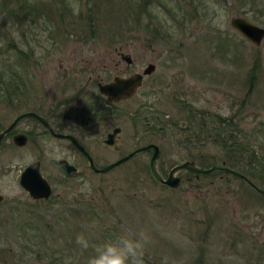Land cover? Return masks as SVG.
Masks as SVG:
<instances>
[{
  "label": "rangeland",
  "instance_id": "374dc122",
  "mask_svg": "<svg viewBox=\"0 0 264 264\" xmlns=\"http://www.w3.org/2000/svg\"><path fill=\"white\" fill-rule=\"evenodd\" d=\"M144 1L0 0V63L4 58L14 61L25 87L16 101H0V125L30 106L42 112L53 106L57 109L51 119L65 130L76 116L83 120L107 102L90 87L88 98L76 103H84L79 109L73 107L76 101L66 109L57 107L86 77L139 72L151 62L154 70L120 103L127 111L118 119L121 130L113 145L102 142L104 126L96 120L75 130L97 166L147 142L159 146L156 166L162 176L183 160L208 166L217 162L212 155L224 151L203 134L184 136L145 126L136 114L174 119L182 126L191 110L207 118L233 116L240 137L261 145V152L264 37L254 45L229 19L241 15L264 26V0H146V7L140 4ZM118 46L130 55V64L116 55ZM17 128L28 134L25 144L16 146L8 136L0 143V264H49L56 257L52 250L59 255L53 264H68L79 254L73 249L76 237L87 231L81 221L70 223L69 230L56 222L55 230L40 238L41 231L17 227L10 206L17 199L22 213L34 201L18 181L34 159L51 186L49 198L38 202L47 216L63 207L81 208L90 197L103 211L102 223L117 225L118 232L100 237L101 243L117 238L116 233L150 231L153 242L144 252V264H264V194L232 174L180 170L179 184L169 187L150 177L151 149L94 173L76 149L43 132L31 118L22 119ZM60 157L76 165L77 172L65 176L56 162ZM252 180L264 187L260 178Z\"/></svg>",
  "mask_w": 264,
  "mask_h": 264
},
{
  "label": "trees",
  "instance_id": "16d2710c",
  "mask_svg": "<svg viewBox=\"0 0 264 264\" xmlns=\"http://www.w3.org/2000/svg\"><path fill=\"white\" fill-rule=\"evenodd\" d=\"M146 3V0L144 2H140V4H144L145 7ZM14 64L15 62L11 61L9 58H4L0 63V101H10L12 99L11 94L15 90H22L21 87L24 85L22 77H20L18 72L16 73L13 69L12 65ZM135 117H139V121H141V123L145 126L150 127L158 125V129L163 133H166L167 131L173 133L174 130H178L182 131L184 136H187L188 134H191L194 137H197L199 134L205 135L208 142L219 145L224 150L222 153L223 155L220 154L219 157L212 155L215 158V161L217 160L218 162L220 160V162L245 174L251 180L254 177H258L262 181L261 183L264 184V148L260 152L261 145L256 146L252 142L246 140L244 135V139L240 137L241 129L237 126L233 116L220 117L219 115H214L207 118L203 113L196 114L191 110L189 115L187 114L185 116L187 123L184 126H182V124L177 120L166 119L162 116L157 117V115L141 117L140 114H136ZM1 128L2 126H0V129ZM158 171L160 172V170ZM150 177L154 182H159L154 179L151 174ZM235 177L241 182H244L241 178L237 176ZM13 200L16 202L13 201L12 206H10V215H12L14 219H16L15 217L18 218L17 220H19V224L17 227L22 226L20 228L23 232L24 230L41 231L39 235L40 238L43 237L44 233L49 229L53 230V224L56 222H60V224L62 223L66 230H69V224L75 223V221H81L84 223L82 227L87 228V231H85L84 234L90 237V247L87 250H83L79 245L75 244L73 249H77L79 254L68 264H87L89 257L93 255V245L97 246L101 243L100 237L104 236L105 238H108L107 233L118 232L117 225L115 224L116 222L110 223L108 226L102 223L106 219H102L99 216V212L103 213V211L100 210L99 203L90 197L82 202L83 206L81 208L79 205L78 207H72L69 211H66V208L63 207L62 209H57V211L54 210L51 213L52 217L47 216L46 210L42 209L40 204H38L40 200L42 201L45 199H34L28 207L25 206V210L22 213L19 212L20 206L17 204V199ZM95 219L96 224H94ZM91 220H93L92 224L94 225L90 226L88 223ZM99 232L101 235H99ZM114 235L115 237H119L118 233ZM25 236L26 235H24V237ZM54 237L56 238V235H54ZM72 238L74 239V236H72ZM44 242L42 245H45ZM44 247L47 249L46 246ZM66 248L61 246L60 250L63 251ZM89 250L91 251L89 252ZM70 251H72V249ZM69 253L66 254L71 256ZM52 254L56 257H54L49 264L55 263L57 257L59 256L56 254L55 250H52ZM67 255L64 254V257ZM61 264H63V261Z\"/></svg>",
  "mask_w": 264,
  "mask_h": 264
},
{
  "label": "water",
  "instance_id": "95a60500",
  "mask_svg": "<svg viewBox=\"0 0 264 264\" xmlns=\"http://www.w3.org/2000/svg\"><path fill=\"white\" fill-rule=\"evenodd\" d=\"M230 26L236 30L240 35L244 38L252 42L254 45H258L261 39L264 37V26L258 25L244 16L235 15L230 17L229 19ZM124 58L130 59L129 56H125ZM154 69V64L149 62L147 63L141 72H132L126 75H114L110 80L98 83V90L100 93L105 95L110 100H118L122 97H126L131 95L137 86L141 83V78L143 74H148ZM34 116L37 120H39L42 124L46 125L50 131L59 137H66L70 139L73 144L77 147V149L86 157L88 161L89 168L94 172H105L112 168L113 166L127 160L135 153L144 151L146 149L151 148V154L148 160L149 172L154 179L163 183L169 187H176L180 182V176L176 174V172L180 170H190L195 173H208L213 170H220L225 173H230L241 178L245 183H247L250 187H252L255 191L260 194H264V187L259 186L254 181H252L245 174L241 173L237 169L230 167L222 162H213L208 166L198 165L192 160H183L179 163L173 164L167 174L162 176V174L158 171L156 167V160L159 156V146L155 142H147L141 144L127 153L119 156L118 158L102 165H95L93 158L89 154V152L76 140V138L69 133H60L54 132L48 126L46 120L35 113L34 111H24L18 113L3 129L0 130V140L4 136V134L14 125V123L23 116ZM119 126H115L112 130L107 131L105 133L103 142L106 144H113L115 142V135L119 130ZM26 135L22 133H18L13 136V140L17 144H23L26 141ZM60 164H62L65 168L66 172H71L76 169L74 165L69 163L65 158H60L58 160ZM19 184L21 187L26 190L29 196L32 199L37 198H47L51 193V186L48 181L41 175L39 171V161L32 160L28 164L24 166L19 174ZM0 194V199H1Z\"/></svg>",
  "mask_w": 264,
  "mask_h": 264
},
{
  "label": "flooded vegetation",
  "instance_id": "af4514ba",
  "mask_svg": "<svg viewBox=\"0 0 264 264\" xmlns=\"http://www.w3.org/2000/svg\"><path fill=\"white\" fill-rule=\"evenodd\" d=\"M116 48H118V49H115V53H116V55L118 56V57H120V59H123L125 62H126V64H130L131 62H132V58L130 57V59L128 60V59H126V58H124L126 55L128 56V54H126L125 55V53L124 52H122L121 50H122V48L120 47V46H118V47H116ZM130 56V55H129ZM154 68H155V65H154ZM154 70V69H153ZM152 70V71H153ZM142 71V70H141ZM141 71H139V72H141ZM151 71V72H152ZM132 72H137V71H135V70H130V71H127V72H124V71H121V74H119V73H117V72H115V73H113L112 75H111V77L110 78H103V77H95V78H92L90 75L88 76V77H86L87 78V82L84 84V85H79L78 87H77V89H76V91L74 92V93H71L70 95H67V96H63L62 98V100L61 101H59L58 102V105L59 106H57L58 108H60V107H63V108H69L70 107V105L71 104H73L75 101V103L73 104V107L75 108V109H79L80 107H82L83 106V104L82 105H77L76 103L79 101V100H81L82 99V97H87L88 96V93H89V91H88V89L90 88V87H95V90H94V93H95V95L97 96V95H99L101 98H103V99H105V101H107V102H104V105H101V106H97V107H95V108H92V112H91V115L89 116V117H86V118H84L83 120L81 119V117H79V116H76V119H75V121L72 123V125L70 126V125H66V129L65 130H61L62 128L60 127V124L59 123H57V122H55V121H53L52 119H51V116H53L54 115V113H55V111H56V107H53V106H51L50 108H48V110L46 111V112H42V111H38V110H36V108L34 107V106H30L31 108H29V109H24V110H21V111H18L12 118H11V120L18 114V113H21V112H24V111H34L35 113H37V114H39L40 116H42L45 120H46V122L48 123V126L52 129V131H54V132H60V133H69V134H72L75 138H76V140L86 149V146L81 142V140H80V138H78V136H76L75 135V130H77V129H79V126H81V127H90V126H92V124H93V121L94 120H96V122H97V124L99 125V124H101L102 126H104L103 127V129H102V131H103V133H104V136H105V133L107 132V131H110V130H112V128L113 127H115V126H119L120 128H119V130H118V132L116 133V135H115V141H116V139H117V136H118V133L120 132V130H121V126H120V124H119V121H118V119L121 117V115H125V112L127 111L124 107H122L121 106V104L120 103H123L125 100H127V99H129L130 97H132L135 93H136V91H137V89L141 86V84H142V80H143V77L145 76V75H148V74H150V73H148V74H143L142 75V78H141V83L139 84V86H137L136 87V89L134 90V92L131 94V95H129V96H126V97H122V98H120V99H118V100H110V99H108L105 95H103L102 93H100L99 92V90H98V83L100 82V83H103V82H106V81H108V80H110L114 75H126V74H129V73H132ZM24 85L21 87V89L22 90H19V91H17V90H15L12 94H11V96H12V99L10 100V102H14V101H16L17 99H18V96H19V94H21L23 91H24ZM88 98V97H87ZM101 98H99V99H101ZM84 99H86V98H84ZM80 103V102H79ZM87 106V105H86ZM95 115V116H94ZM25 118H31L35 123H37V124H39L41 127H42V131L43 132H46L47 134H50L51 136H54V137H56V138H59V139H62V140H65L69 145H71L74 149H76L77 151H78V153L81 155V157L87 162V165H88V161H87V159H86V157L77 149V147L73 144V142L70 140V139H68V138H66V137H59V136H56V135H54L51 131H50V129L46 126V125H44V124H42L39 120H37L34 116H30V115H28V116H23V117H21V118H19L15 123H14V125L4 134V136L2 137V139L5 137V136H8L9 138H10V140H11V142H12V144H14V145H16V146H21V145H23V144H25L26 142H27V140H28V134L25 132V131H21V130H18V124H19V122L22 120V119H25ZM10 120V121H11ZM9 121V122H10ZM8 122V123H9ZM7 123V124H8ZM80 123V124H79ZM6 124V125H7ZM6 125H4V126H2V125H0V126H2V128L1 129H3L4 127H6ZM0 129V130H1ZM18 133H22V134H25L26 135V141H25V143H23V144H17L14 140H13V136L14 135H16V134H18ZM2 139L0 140V143H1V141H2ZM103 139H104V137L102 138V142H103ZM104 143V142H103ZM104 144H106V143H104ZM106 145H113V144H106ZM149 149H151V148H149ZM87 150V149H86ZM147 150V149H146ZM88 151V150H87ZM89 152V151H88ZM89 154H90V152H89ZM91 155V154H90ZM91 157H92V155H91ZM60 158H64V157H60ZM60 158H58L57 159V164L61 167V169L63 170V173H64V175L65 176H72L73 174H75L76 172H77V166L76 165H74L73 163H71L70 161H68L66 158V160L69 162V163H71L72 165H74L75 167H76V169L74 170V171H71V172H66L65 171V168H64V166L62 165V164H60L59 162H58V160L60 159ZM93 158V157H92ZM34 160H37V159H34ZM93 161H94V159H93ZM94 163H95V161H94ZM96 165V164H95ZM89 167V166H88ZM157 167V166H156ZM90 169V168H89ZM158 169V168H157ZM91 170V169H90ZM39 171H40V169H39ZM92 171V170H91ZM92 172H94V171H92ZM41 173V172H40ZM94 173H103V172H94ZM43 176V175H42ZM44 177V176H43ZM46 179V178H45ZM49 183V182H48ZM51 194V193H50ZM2 196V195H1ZM50 196V195H49ZM49 196L47 197V198H49ZM47 198H37V199H47ZM1 199H2V197H1ZM0 199V200H1Z\"/></svg>",
  "mask_w": 264,
  "mask_h": 264
},
{
  "label": "clouds",
  "instance_id": "9594fccd",
  "mask_svg": "<svg viewBox=\"0 0 264 264\" xmlns=\"http://www.w3.org/2000/svg\"><path fill=\"white\" fill-rule=\"evenodd\" d=\"M152 242L150 231L140 228L98 244L87 264H144V252ZM76 244L87 250L90 247V237L81 233L76 237Z\"/></svg>",
  "mask_w": 264,
  "mask_h": 264
}]
</instances>
